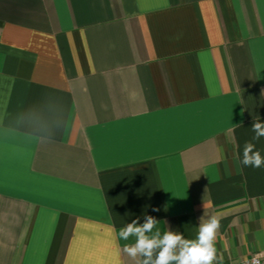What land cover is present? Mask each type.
Masks as SVG:
<instances>
[{
	"label": "crops",
	"instance_id": "crops-1",
	"mask_svg": "<svg viewBox=\"0 0 264 264\" xmlns=\"http://www.w3.org/2000/svg\"><path fill=\"white\" fill-rule=\"evenodd\" d=\"M258 117L264 0H0V264H136L144 215L264 254Z\"/></svg>",
	"mask_w": 264,
	"mask_h": 264
},
{
	"label": "clouds",
	"instance_id": "clouds-1",
	"mask_svg": "<svg viewBox=\"0 0 264 264\" xmlns=\"http://www.w3.org/2000/svg\"><path fill=\"white\" fill-rule=\"evenodd\" d=\"M251 129L254 136L251 141H245L240 163L244 167L258 169L264 167V156L256 149L253 141L264 137V122L258 117L253 121ZM158 222L154 216L144 215L142 223L137 217L120 228L119 239L128 241L130 237L135 238L134 243L124 245L123 251L136 264H218L214 243L220 221L216 216H210L207 222L199 223L195 239H187L183 233L170 228L162 234L157 228Z\"/></svg>",
	"mask_w": 264,
	"mask_h": 264
},
{
	"label": "built area",
	"instance_id": "built-area-1",
	"mask_svg": "<svg viewBox=\"0 0 264 264\" xmlns=\"http://www.w3.org/2000/svg\"><path fill=\"white\" fill-rule=\"evenodd\" d=\"M238 264H264V254H254L242 259Z\"/></svg>",
	"mask_w": 264,
	"mask_h": 264
}]
</instances>
